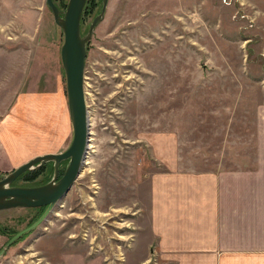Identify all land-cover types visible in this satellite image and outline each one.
I'll list each match as a JSON object with an SVG mask.
<instances>
[{
	"label": "rangeland",
	"instance_id": "rangeland-1",
	"mask_svg": "<svg viewBox=\"0 0 264 264\" xmlns=\"http://www.w3.org/2000/svg\"><path fill=\"white\" fill-rule=\"evenodd\" d=\"M54 2L65 10L69 0ZM102 2L87 1L83 35ZM63 43L47 0H0V115L23 94L60 95L61 138L44 146L40 133L39 156L74 138ZM85 94L89 138L74 186L9 246L48 206L0 211V264L160 263L148 246L153 177L249 170L264 150V0H109L87 46ZM54 173L49 162L13 185Z\"/></svg>",
	"mask_w": 264,
	"mask_h": 264
},
{
	"label": "crops",
	"instance_id": "crops-1",
	"mask_svg": "<svg viewBox=\"0 0 264 264\" xmlns=\"http://www.w3.org/2000/svg\"><path fill=\"white\" fill-rule=\"evenodd\" d=\"M29 94L0 115V172L38 157L40 133L44 146L61 138L60 95ZM61 125L68 128V119ZM158 140L171 149L165 136ZM256 157L249 170L185 172L171 167L153 177L148 246L158 264H264V150Z\"/></svg>",
	"mask_w": 264,
	"mask_h": 264
},
{
	"label": "water",
	"instance_id": "water-1",
	"mask_svg": "<svg viewBox=\"0 0 264 264\" xmlns=\"http://www.w3.org/2000/svg\"><path fill=\"white\" fill-rule=\"evenodd\" d=\"M88 0H69L65 10L60 9L54 0H47L55 23L64 34L61 59L66 74L67 95L70 119L74 138L70 147L63 153L38 156L18 167L0 180V211L13 208H37L48 206L46 213L33 226L18 233L8 246L19 237L38 226L49 214L52 207L62 200L79 175L89 138V123L85 94V64L87 46L94 30L104 19L109 0H103L100 14L91 23L88 33H82L83 13ZM69 160L64 176L58 179V169L62 162ZM54 163V179L38 187L14 186V182L24 173ZM4 251L1 252L3 254Z\"/></svg>",
	"mask_w": 264,
	"mask_h": 264
},
{
	"label": "trees",
	"instance_id": "trees-1",
	"mask_svg": "<svg viewBox=\"0 0 264 264\" xmlns=\"http://www.w3.org/2000/svg\"><path fill=\"white\" fill-rule=\"evenodd\" d=\"M3 175L0 173V180L2 179Z\"/></svg>",
	"mask_w": 264,
	"mask_h": 264
},
{
	"label": "bare ground",
	"instance_id": "bare-ground-1",
	"mask_svg": "<svg viewBox=\"0 0 264 264\" xmlns=\"http://www.w3.org/2000/svg\"><path fill=\"white\" fill-rule=\"evenodd\" d=\"M88 162V161H87Z\"/></svg>",
	"mask_w": 264,
	"mask_h": 264
}]
</instances>
